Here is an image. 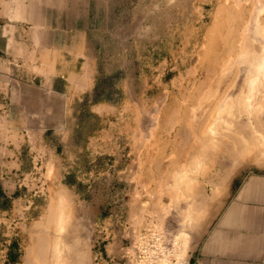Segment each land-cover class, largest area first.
<instances>
[{
  "label": "rangeland",
  "instance_id": "1",
  "mask_svg": "<svg viewBox=\"0 0 264 264\" xmlns=\"http://www.w3.org/2000/svg\"><path fill=\"white\" fill-rule=\"evenodd\" d=\"M69 2L76 9L61 12V22L70 17L86 32L64 36L68 51L82 44L85 52L66 68L79 74L75 98L60 126L28 132L0 165V264H24L33 229L60 189L72 200V228L66 222L65 230L72 229V244L83 240L84 264H187L202 221L208 230L231 203L243 202L246 181L264 175L263 148L254 160L230 158L217 144L210 146L220 149L216 157L191 153L195 134L205 126L209 132L219 105L236 94L249 41H263L264 0ZM263 112L235 121L251 118L254 128L240 123L253 130ZM187 174L193 193L181 187L191 181Z\"/></svg>",
  "mask_w": 264,
  "mask_h": 264
},
{
  "label": "crops",
  "instance_id": "2",
  "mask_svg": "<svg viewBox=\"0 0 264 264\" xmlns=\"http://www.w3.org/2000/svg\"><path fill=\"white\" fill-rule=\"evenodd\" d=\"M69 4L0 0V165L14 158L28 132L60 126L72 106L79 74L66 68L85 52L82 44L68 51L64 36L86 32L71 26L70 17L61 22V12L76 9ZM253 177L238 193L243 202L231 203L208 230L202 221L187 264H264V175Z\"/></svg>",
  "mask_w": 264,
  "mask_h": 264
},
{
  "label": "bare ground",
  "instance_id": "3",
  "mask_svg": "<svg viewBox=\"0 0 264 264\" xmlns=\"http://www.w3.org/2000/svg\"><path fill=\"white\" fill-rule=\"evenodd\" d=\"M242 39H243V37H242ZM255 41L253 40L254 43L251 42V40L249 41L250 43L248 44L247 49L244 50V54H242L241 59H239V60H241V62H243L241 64L245 63L246 68H245V71H244V75L242 76V80H240L241 83H239L238 88H236V90H234L236 94L232 93L235 97H233V95H231V94H228L225 97L224 101L219 105L221 107H220L219 111L216 112V114L218 113V115L215 114L216 116L215 115L212 116V119L210 121V127L208 126L209 132H207L208 130H205L206 126L205 127L203 126L204 130L203 129L202 130L199 129V131L196 133L197 136L195 134L194 138L195 139H199L198 140L199 144L197 145V147H195L196 149H194L193 152H191L192 154L195 153V152H196L195 154L200 152L206 158H207V156H210V155H212L210 157H214V156L216 157L217 154H215V152L218 153V151L220 150L219 149L220 146H224L223 148L227 150L226 154L230 158H233V157L245 158V156H247L249 158L252 157V159H253V157L256 156V154H257L256 153L257 149H258V152H260L262 148L263 149H262L261 154H257V155L261 156L263 154L262 156H264V152H263L264 151V132H263L264 131V121L262 122L261 120H258L259 116H258V118L257 117H253L254 120L257 118L256 120H258L259 123H257L258 121L256 123H253V126L255 125L257 130L256 129L251 130L250 127H248L246 125H241V123L242 124L246 123L247 125L249 124V126H250L251 122H249L248 120L251 121V118H247L246 117L247 121L249 123L247 121H245L243 123L245 118L243 119L242 116L240 117L241 113L243 114V113L246 112V115L248 116L249 114H247V112L251 113V111H252V113H253V110L255 111V113L258 112V110H260V111L263 110L264 111V109H262V108H264V92H263L264 91V38H263V41L260 44H258V43L256 44ZM258 41H259V39H258ZM238 44H240V43H238ZM237 54L239 55V53H237ZM239 57H240V55H239ZM237 58H238V56H237ZM227 60L228 59H226V61ZM230 60H228L227 63H229ZM223 67H225V65ZM226 68H223V69H226ZM229 68L230 67H228V69ZM231 70H230V72H231ZM223 72H225V71H223ZM221 73H222V71H221ZM221 73L219 72V74H221ZM237 77H238V74H237ZM218 79H217V81H218ZM234 82H232V83H234ZM215 86H217V85H215ZM228 86H230V85L226 86L227 89H228ZM217 88H218V86H217ZM227 89H225L226 92H227ZM257 89H261V90L259 91ZM223 92H224V90H223ZM259 92L262 93V94H260ZM256 93L260 95V96L258 95L259 98L256 97L257 96ZM211 95H209V96H211ZM212 97H213V95H212ZM212 97H210V98H212ZM222 97H224V95ZM221 98H220V100H221ZM257 98L259 99L260 102H257V100H258ZM208 105H207V109L209 107ZM216 105H215V107H216ZM235 109H237L236 111L239 113L238 114L236 112V114H238L239 118H242L243 121H241L242 119L238 118L239 122L238 121L236 122L235 120H237L236 117H238V115H236V117L235 116L234 117L231 116V115H235V113H233V110H235ZM242 110L244 112H242ZM246 110H248V111H246ZM249 110H251V111H249ZM253 115H254V113H253ZM243 117H245V116H243ZM261 117H262V114H261ZM194 118H193V120H194ZM234 118H236V119H234ZM262 119H263V117H262ZM197 124L195 126H198ZM257 125L259 127H257ZM191 126H192V124L190 125V128H191ZM251 128H254V127H252V124H251ZM254 130H256V131H254ZM258 131H260V132H258ZM192 134L194 135V133H192ZM195 139H194V141H195ZM188 142H190V140H188ZM188 142H187V144H185V146L186 145H190V144L192 145V142L191 143H188ZM195 143H193V144H195ZM214 144H217L219 148H217L218 149V151H217V150H215L214 147H212V149L215 150V152L213 153V150H210V146L214 145ZM190 147H193V146H190ZM188 149H189V147L185 150L186 154H187V152H189ZM213 154H215V155H213ZM187 155H189V154H187ZM195 157H198V156H195ZM195 157H193V158H195ZM210 157H208V158H210ZM221 157H225V156L223 155ZM187 159H186V161H187ZM202 159H201V161H202ZM263 159H264V157H263ZM225 161H227V160H225ZM236 161H237V159H236ZM234 162L235 161H233V163ZM190 163H191V161H190ZM205 164H206V162H205ZM235 164H237V162ZM195 165H196V163H195ZM198 165H200V164H198ZM192 168H193V166H192ZM193 169H195V168H193ZM197 169L195 170V172H197ZM205 169L203 171H205ZM190 170H192V169H190ZM188 171H189V168H188ZM199 172H202V171H198V173ZM192 175L193 174H191V176ZM187 178H190V175H188ZM192 178H195V177H192ZM190 180H191V178H190ZM181 187L186 188V191L188 190V192L191 190L192 193L195 190V188L192 185V180L189 181V179L188 180L187 179L184 180V182L182 183ZM215 189H217V188H215ZM195 193H196V191H195ZM186 196H188V195H186ZM193 196H194V194H193ZM198 202L199 201H197V203ZM203 202L205 204V200ZM192 208H194V207L192 206ZM196 208H198V207H196ZM194 211H196V210H194ZM194 211L190 212L191 216H192V213H195ZM188 212H189V209H188ZM196 213H197V211H196ZM196 213H195V215H196ZM202 213H204V212H202ZM198 216H196L195 218H198ZM201 219H202V217H201ZM66 222L68 223V227L72 228V200L68 196L67 192H65L64 190L60 189V190H57L54 193V199L52 200V202L49 205V208H48L47 213H46L45 221L42 222L41 224H37L35 226V228L33 229V234H34L33 235V241L29 245V247H27V249H26V253H25L24 257H23L24 264H84V262L86 263V261L84 260V253L82 252V245H81V244H83V243H81L83 240L79 241L81 239H80V237L78 238V236H77L78 240L73 239V240L76 241L77 244L76 245H74L75 243L72 244V231H71L72 229H70V232L68 231L69 230L68 228H67L68 229L67 231L65 230L66 229ZM80 222H81V220H80ZM51 230L56 232V237L54 239L52 237H50L51 236L50 235ZM74 238H76V237H74ZM145 250H147V249H145ZM177 257H179V256H177ZM180 257H181V255H180Z\"/></svg>",
  "mask_w": 264,
  "mask_h": 264
}]
</instances>
